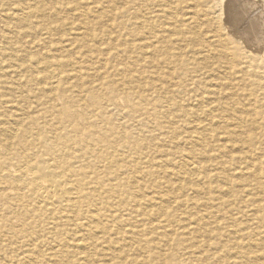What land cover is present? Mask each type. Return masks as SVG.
<instances>
[{
	"label": "bare ground",
	"instance_id": "6f19581e",
	"mask_svg": "<svg viewBox=\"0 0 264 264\" xmlns=\"http://www.w3.org/2000/svg\"><path fill=\"white\" fill-rule=\"evenodd\" d=\"M98 3L0 14V264H264V0Z\"/></svg>",
	"mask_w": 264,
	"mask_h": 264
},
{
	"label": "rangeland",
	"instance_id": "374dc122",
	"mask_svg": "<svg viewBox=\"0 0 264 264\" xmlns=\"http://www.w3.org/2000/svg\"><path fill=\"white\" fill-rule=\"evenodd\" d=\"M6 1V2H5ZM15 0H0V14L3 13V15H7V18H10L9 16L12 13V10L14 7H11L10 4H12ZM84 2H88L89 0H82ZM99 2L98 4H102L104 7L106 6L105 0H97ZM5 3V4H4ZM119 4V3H118ZM7 8V9H6ZM11 11V12H10ZM10 14V15H9ZM118 17V16H117ZM70 28V27H69ZM27 40V39H26Z\"/></svg>",
	"mask_w": 264,
	"mask_h": 264
}]
</instances>
